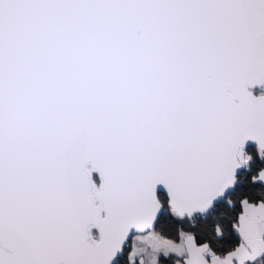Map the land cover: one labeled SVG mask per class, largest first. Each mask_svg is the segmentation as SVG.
Segmentation results:
<instances>
[{
	"label": "snow or ice",
	"instance_id": "snow-or-ice-1",
	"mask_svg": "<svg viewBox=\"0 0 264 264\" xmlns=\"http://www.w3.org/2000/svg\"><path fill=\"white\" fill-rule=\"evenodd\" d=\"M0 264H264V0H0Z\"/></svg>",
	"mask_w": 264,
	"mask_h": 264
}]
</instances>
